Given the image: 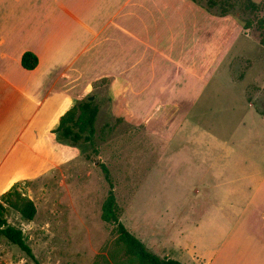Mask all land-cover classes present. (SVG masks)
Here are the masks:
<instances>
[{
	"label": "rangeland",
	"instance_id": "374dc122",
	"mask_svg": "<svg viewBox=\"0 0 264 264\" xmlns=\"http://www.w3.org/2000/svg\"><path fill=\"white\" fill-rule=\"evenodd\" d=\"M234 16L241 18L240 11ZM249 17L253 25L244 35L250 39L236 46L244 55L230 59L229 74L225 65L219 68L194 107L172 109L181 124L172 129L181 128L170 140L154 136L146 122L115 116L107 84H96L93 143L19 186L34 202L35 218L28 222L8 210L5 220L22 230L32 257L0 236V264H113L116 234L100 220L109 189L103 167L122 223L143 243L156 234L181 264H264V186L256 184L264 176V118L255 113L264 111V45L255 24L264 7ZM194 254L205 262H191Z\"/></svg>",
	"mask_w": 264,
	"mask_h": 264
},
{
	"label": "crops",
	"instance_id": "0c3cea01",
	"mask_svg": "<svg viewBox=\"0 0 264 264\" xmlns=\"http://www.w3.org/2000/svg\"><path fill=\"white\" fill-rule=\"evenodd\" d=\"M246 32L234 16L190 0H0V196L79 156L53 131L102 80L115 116L170 140L181 128L172 129L181 125L172 109L194 107L220 67L229 74ZM24 53L36 56L33 70L22 68ZM257 181L264 186V176ZM149 238L150 252L172 258L156 234Z\"/></svg>",
	"mask_w": 264,
	"mask_h": 264
},
{
	"label": "trees",
	"instance_id": "16d2710c",
	"mask_svg": "<svg viewBox=\"0 0 264 264\" xmlns=\"http://www.w3.org/2000/svg\"><path fill=\"white\" fill-rule=\"evenodd\" d=\"M194 3H203L206 9H213L220 17L232 15L239 10L240 17H235L243 30H249L253 23L250 15H257L263 11V1L256 0H190ZM256 30L259 33L258 42L264 45V17L256 20ZM38 60L32 53H24L21 57V66L25 70H33ZM106 80L100 81L106 83ZM110 101V98H109ZM99 107L89 101V97L77 101L59 120L53 131L57 141L73 147L82 144H92L97 133L96 121ZM264 115V111H259ZM107 126V125H106ZM79 148V147H78ZM89 155H86L87 158ZM104 178L109 189L101 205L100 220L113 227L116 234L115 250L110 254L113 264H181L169 257H159L150 252L145 244L130 232L121 221L122 209L116 201L114 186L106 167H103ZM26 182H24L25 184ZM21 183L15 184L8 192L0 196V236L12 245L17 246L28 256L32 257L30 248L26 245L23 232L20 228L9 225L5 220L8 210L16 211L24 220L31 222L36 215L34 202L19 192Z\"/></svg>",
	"mask_w": 264,
	"mask_h": 264
},
{
	"label": "water",
	"instance_id": "95a60500",
	"mask_svg": "<svg viewBox=\"0 0 264 264\" xmlns=\"http://www.w3.org/2000/svg\"><path fill=\"white\" fill-rule=\"evenodd\" d=\"M92 99H93V97H90V98H89V101H92Z\"/></svg>",
	"mask_w": 264,
	"mask_h": 264
}]
</instances>
